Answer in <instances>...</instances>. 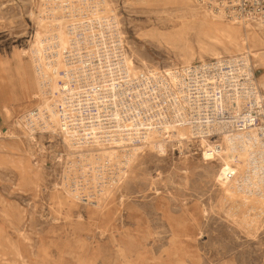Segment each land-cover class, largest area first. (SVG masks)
<instances>
[{
	"label": "rangeland",
	"instance_id": "obj_1",
	"mask_svg": "<svg viewBox=\"0 0 264 264\" xmlns=\"http://www.w3.org/2000/svg\"><path fill=\"white\" fill-rule=\"evenodd\" d=\"M98 13H116L136 71L180 67V47L198 49L190 17L160 0H107L86 14L51 0H0V264H264V202L241 203L232 188L240 169L221 136L179 146L177 132L168 134L167 152H139L97 205L67 193L80 166L62 135L37 129L30 136L16 125L53 98V84L40 79L27 54L31 44ZM192 62L200 63L198 53ZM263 75L258 66L255 77ZM174 77L166 73L172 88Z\"/></svg>",
	"mask_w": 264,
	"mask_h": 264
},
{
	"label": "bare ground",
	"instance_id": "obj_2",
	"mask_svg": "<svg viewBox=\"0 0 264 264\" xmlns=\"http://www.w3.org/2000/svg\"><path fill=\"white\" fill-rule=\"evenodd\" d=\"M51 1L78 14L99 12L107 4V0H75L74 5ZM160 2L190 17L197 32V50L190 43L180 47L182 66L134 70L116 13L69 21L65 29L54 27L31 44L27 54L40 79L53 84V98L37 114L21 116L16 125L30 136L37 129L63 136L65 150L79 158L80 175L66 189L75 202L86 196L99 205L111 187L119 186L139 152L148 148L164 154L167 135L173 138L176 131L179 146L186 139L221 136L240 169L232 188L241 203L247 206L252 197L262 204L264 75L257 79L255 69L264 66V18H237L224 6L198 0ZM196 53L199 64L192 62ZM18 66V73L25 75L23 63ZM168 72L175 73L174 88L166 78ZM254 110L259 122L251 114ZM92 185L94 190L89 189Z\"/></svg>",
	"mask_w": 264,
	"mask_h": 264
},
{
	"label": "built area",
	"instance_id": "obj_3",
	"mask_svg": "<svg viewBox=\"0 0 264 264\" xmlns=\"http://www.w3.org/2000/svg\"><path fill=\"white\" fill-rule=\"evenodd\" d=\"M199 2H208L209 4H218L224 6L228 11L234 13L237 18H246L253 20L254 18H264V0H198ZM255 116L256 122L260 117L258 111L251 113ZM239 125L242 124L240 121Z\"/></svg>",
	"mask_w": 264,
	"mask_h": 264
},
{
	"label": "crops",
	"instance_id": "obj_4",
	"mask_svg": "<svg viewBox=\"0 0 264 264\" xmlns=\"http://www.w3.org/2000/svg\"><path fill=\"white\" fill-rule=\"evenodd\" d=\"M4 104H6V103H4ZM7 105V104H6Z\"/></svg>",
	"mask_w": 264,
	"mask_h": 264
}]
</instances>
